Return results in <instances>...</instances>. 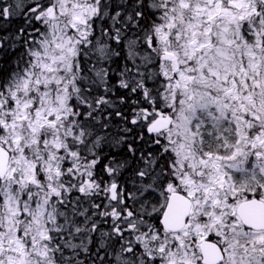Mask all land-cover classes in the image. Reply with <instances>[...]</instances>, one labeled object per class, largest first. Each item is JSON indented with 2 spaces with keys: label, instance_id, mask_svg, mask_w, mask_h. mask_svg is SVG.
<instances>
[{
  "label": "snow or ice",
  "instance_id": "obj_1",
  "mask_svg": "<svg viewBox=\"0 0 264 264\" xmlns=\"http://www.w3.org/2000/svg\"><path fill=\"white\" fill-rule=\"evenodd\" d=\"M0 264H264V0H0Z\"/></svg>",
  "mask_w": 264,
  "mask_h": 264
}]
</instances>
